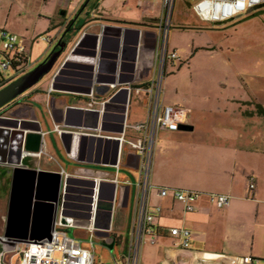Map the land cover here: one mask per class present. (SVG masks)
I'll return each instance as SVG.
<instances>
[{"label": "crops", "instance_id": "1", "mask_svg": "<svg viewBox=\"0 0 264 264\" xmlns=\"http://www.w3.org/2000/svg\"><path fill=\"white\" fill-rule=\"evenodd\" d=\"M140 1H136L137 5ZM50 2L45 0V5ZM105 2L54 0L51 9L43 6L37 10L38 21L43 23L39 32L23 25L22 19L0 26L24 38L32 69L59 51L67 32L71 36L55 70L21 99L24 103L21 107L30 112L28 120L33 123L25 135L41 136L32 141L29 151L38 152L34 149L40 150L44 143L45 153L41 158H23L22 149L15 155L18 149L11 147L3 156L0 151V162L22 161L29 169L61 174V195L62 199L66 197L67 205L71 203L69 199H89L77 186L82 178L103 179L104 192L109 194L103 199H115V204L101 202L94 232L87 227L90 216L80 202L81 208L69 207L65 208V215L59 213L56 229L81 240L85 248L90 249L91 242L100 241L108 249L113 247L110 249L113 252L117 245L129 246L135 228L140 171L139 159L128 142L140 137L135 127L145 124L149 117V99L141 89L154 76L159 49L155 25L161 18L162 5L160 9L148 6L141 16L131 18L113 15L103 6ZM250 16L252 13L239 18L235 26L250 23L242 21ZM236 20L217 28L234 24ZM196 31L192 51L184 55H191V59L199 55L208 58L206 65L210 67L204 73L210 76L211 72L221 73L223 84L217 88L207 86L203 91L205 98L199 101L163 100L166 105L188 110L187 125L194 130L158 135L151 181L157 189L197 192L202 196L194 204V211L188 212L182 203L172 197L163 199L157 189L153 191L151 206L162 208L158 243L144 245L142 261L143 264H224L205 261L213 255H224L252 257L264 264V114L261 112L264 45L253 46V59L247 67L238 61V68L223 74L214 67V62L219 57L225 60L222 54L235 52L236 45L229 40L217 41L213 36L218 29ZM41 35L50 41L42 40L40 44L36 38ZM74 49L77 58L85 62H75L76 68H68L56 80L58 69ZM178 57L175 65L169 67H176L178 61L186 65ZM91 59H95L94 66L88 63ZM226 60L233 61L230 56ZM228 92L232 94L226 95ZM12 113L8 112L7 117ZM25 144L26 140L22 146ZM119 153L118 172L114 165ZM211 195L228 196L230 203L218 208L211 202ZM174 228L191 231L190 249L185 250L180 240L171 236L170 230ZM88 237L90 242H85ZM24 248L22 245L18 249ZM95 251L96 244L94 254ZM15 258L21 264L18 252L5 254L3 262L14 264Z\"/></svg>", "mask_w": 264, "mask_h": 264}, {"label": "built area", "instance_id": "2", "mask_svg": "<svg viewBox=\"0 0 264 264\" xmlns=\"http://www.w3.org/2000/svg\"><path fill=\"white\" fill-rule=\"evenodd\" d=\"M175 4L176 0H162V15L155 25L159 36V49L156 55V64L153 67L155 69H153L154 76L141 89L149 99V117L145 124L135 127L141 133L140 137L128 142L139 159L140 171L134 232L126 255L122 260L109 264H140L143 246L147 243L151 245L158 243L162 208L151 206L152 193L157 189L151 181L156 142L161 132H179L181 125H187L189 116L188 110L166 105L162 101L164 78L169 66H174L179 59L177 53L171 52L168 45ZM139 6H143L141 1ZM261 8H264V0H198L193 6V11L201 21L218 26ZM42 40L50 41L47 37ZM31 69V61L24 38L0 28V89L31 71ZM59 129V126H56L57 132L60 133ZM120 140L123 141V138ZM45 147L43 143L38 152L26 151L24 148L23 158H41L45 153ZM1 165L12 167L9 163H2ZM114 168L118 172L121 170V153L117 157ZM68 178L67 180L71 182V179ZM103 183L104 180L97 177L86 176L82 178L77 182V186L84 190L89 199H69L71 203L67 207L81 208L78 204L79 202L82 203L90 216L89 223H85H88L87 227L92 232L95 230L94 225L101 202L107 201L115 204V199H103L105 196H109L108 193L104 192ZM251 188H254V184ZM157 190L159 197L163 199L172 197L175 201L182 203L188 212L194 211V204L202 196L201 193L176 189L160 188ZM210 199L218 208H225L230 203V197L225 195H211ZM56 225H58V220ZM170 233L172 237L180 240L181 246L185 250L190 249L192 234L189 229L174 228L170 230ZM94 248L93 242H91L90 249L85 248L81 240L72 238L66 232L55 227L50 241L32 242L26 244L24 249H18L16 252L21 254V264H95ZM207 260L222 261L224 264H260V261L252 257L213 255L211 258L205 259V261Z\"/></svg>", "mask_w": 264, "mask_h": 264}, {"label": "rangeland", "instance_id": "3", "mask_svg": "<svg viewBox=\"0 0 264 264\" xmlns=\"http://www.w3.org/2000/svg\"><path fill=\"white\" fill-rule=\"evenodd\" d=\"M53 1L54 0H51L48 5H45V0H0V26L7 21L15 23L20 22L22 19L23 25L31 30H36L37 32L42 31L40 29L43 28V23L38 21L39 18L36 16L37 10H41L43 6H48V10L51 9L54 6ZM136 1L137 0H106L103 6L113 15L122 14L125 16H132L131 18H138L142 15V12L146 7L152 5L153 7L160 9L162 5V0H141L143 6L140 7L137 5ZM197 2L198 0H176L168 45L171 52H174L175 50L178 52V55L184 59L186 65L178 61L176 67H169L168 71H171V73L170 75L165 76L162 85V101H173L178 98L181 101H199L205 98L206 94L203 91L206 90L205 88L207 86L209 87L212 85V88H217L219 85L223 84V80L221 79L223 76L221 73L211 72V76L210 74L208 75L204 73L208 72V68L210 67L208 66L210 64L206 65V60L208 58L199 55L197 58L191 59V55L188 57L184 55L185 52L189 54L192 51L195 37L194 32H197L196 30L201 28L213 30L218 29V32H214L215 34L213 36L217 41L229 40L231 41L230 43L236 45L234 48L235 52L229 54L228 52H225V54H222L225 55L226 58L230 56L233 61L228 62L226 58L225 60H222V58L219 57L218 59L216 58V61L214 62V67L217 70L219 69V72H223V74L231 73L233 69L238 68L237 66L240 62H243L247 67V64H251L250 61L253 59V46L257 44L264 45V8L255 10L249 18H243L242 21L244 23L248 21H250V23L244 24L239 28L236 27L235 24H238L237 21L240 19H237L234 24L217 28L218 26L203 22L196 16L193 11V6ZM130 13H132V15H130ZM66 24L67 21L65 22V25L63 24V29H65ZM235 27L237 29H235ZM43 38H46V35H41L36 39L41 44ZM206 39L208 40L207 37ZM187 62H190L191 65L188 66ZM202 74L206 76V78H204ZM45 78L42 81H44ZM42 81L40 83H42ZM215 94L216 93H212L213 96ZM228 94L230 95L232 93H226V95ZM44 164L50 167L46 161ZM262 164L264 165V157L262 159ZM5 173L6 168L0 167V180L4 178ZM128 237V235L124 236L126 239H128ZM84 241L90 242V238L88 237ZM95 244V264L113 263L114 260H122L129 247L126 243H124V245H117L112 252L100 241L95 242ZM144 247L145 246H143L141 252L140 264H143ZM2 250V245L0 244V253ZM5 262L9 264L7 260ZM17 262L18 258H15L14 264H17Z\"/></svg>", "mask_w": 264, "mask_h": 264}, {"label": "water", "instance_id": "4", "mask_svg": "<svg viewBox=\"0 0 264 264\" xmlns=\"http://www.w3.org/2000/svg\"><path fill=\"white\" fill-rule=\"evenodd\" d=\"M70 37L67 32L59 45V51L52 53L46 61L0 89V110L32 90L55 70L63 53L68 49ZM92 54L94 58L95 53ZM77 55L76 49L68 55L56 73V80L59 81L58 78L65 74L68 68H76L75 62L83 61L77 58ZM88 63L94 66L95 59H91ZM24 122L20 118H2L0 128L3 131L9 128L17 130L16 132L21 129L27 132L28 129L23 127ZM193 130V127L189 125L180 127V131L184 132ZM23 131L20 134L26 140V144L23 147L21 143L19 147L29 151L32 141L41 136L37 133L25 135ZM34 151H39V148ZM1 164L0 167H2ZM9 164L12 167H3L6 168V173L2 179L7 183L9 192L0 198L8 199L5 202V213L0 223V244L3 249L0 253V264H7L3 262L4 255L16 252L22 245L50 241L59 213L65 215L64 210L68 207L66 197L62 199L61 195L63 183L61 174L29 169L23 165L22 161L17 163L10 161ZM68 190L66 189V192ZM110 249L112 250L113 247Z\"/></svg>", "mask_w": 264, "mask_h": 264}, {"label": "flooded vegetation", "instance_id": "5", "mask_svg": "<svg viewBox=\"0 0 264 264\" xmlns=\"http://www.w3.org/2000/svg\"><path fill=\"white\" fill-rule=\"evenodd\" d=\"M21 99L22 96L19 97L14 102H12L11 104H9L8 106H6L5 108H3L2 110H0V119L20 118L22 121H25L23 127L26 130L28 129L27 131H29L30 129H32L33 123H31V121L28 120V118L30 117V112L27 109L21 107L24 105ZM12 111H14V113H12L11 116L7 117L8 112H12ZM23 130L24 129H21L19 132H16L17 130L15 129L8 128V129H4V131L0 129V151L3 153L1 154V156H3L5 151H7L11 147H16L18 151L15 155H19L20 153L19 150L21 149V147L19 146L22 143V138H23L20 133ZM23 132L25 133L26 131ZM8 192H9V187L7 183L4 182L3 180H0V198L2 196H6ZM7 200L8 199H0V223L2 222V218L5 213V202Z\"/></svg>", "mask_w": 264, "mask_h": 264}, {"label": "trees", "instance_id": "6", "mask_svg": "<svg viewBox=\"0 0 264 264\" xmlns=\"http://www.w3.org/2000/svg\"><path fill=\"white\" fill-rule=\"evenodd\" d=\"M31 70H32V69H31ZM261 112H262V114H264V109H262V111H261Z\"/></svg>", "mask_w": 264, "mask_h": 264}]
</instances>
